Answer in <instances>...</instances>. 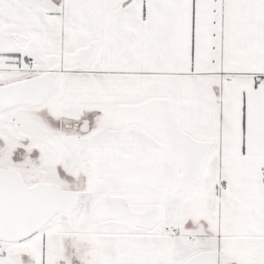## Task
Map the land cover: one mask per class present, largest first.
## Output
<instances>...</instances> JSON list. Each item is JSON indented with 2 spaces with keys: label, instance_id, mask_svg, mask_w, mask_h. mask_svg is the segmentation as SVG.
<instances>
[{
  "label": "snow or ice",
  "instance_id": "obj_1",
  "mask_svg": "<svg viewBox=\"0 0 264 264\" xmlns=\"http://www.w3.org/2000/svg\"><path fill=\"white\" fill-rule=\"evenodd\" d=\"M0 264H264V0H0Z\"/></svg>",
  "mask_w": 264,
  "mask_h": 264
}]
</instances>
